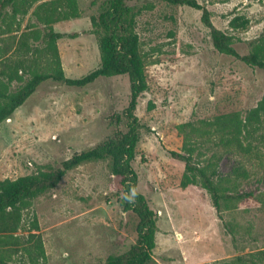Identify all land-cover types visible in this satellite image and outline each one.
Wrapping results in <instances>:
<instances>
[{"label":"rangeland","instance_id":"1","mask_svg":"<svg viewBox=\"0 0 264 264\" xmlns=\"http://www.w3.org/2000/svg\"><path fill=\"white\" fill-rule=\"evenodd\" d=\"M49 1L24 15L14 16L11 6L0 10V82L10 92L51 66L50 30L62 35L56 46L68 78L101 66L92 22L113 0H77V17L45 24L36 12ZM197 2L217 29L235 37L239 54L264 47V0ZM125 5L134 11L148 84L135 112L141 127L131 164L136 191L157 219L149 264H264V115L248 119L264 99V70L219 53L202 10L167 0ZM236 17L248 25L233 28ZM130 99L127 75L85 87L43 82L0 127V182L55 171L118 139L128 130ZM235 117L238 133L220 130L218 122ZM185 141L193 162L215 171V183L232 197L221 201V218L204 188L182 185L185 164L170 151L185 154ZM123 190L109 159L67 171L56 187L0 219L5 264H106L128 252L139 218L124 210ZM39 240L42 249L35 250Z\"/></svg>","mask_w":264,"mask_h":264},{"label":"trees","instance_id":"2","mask_svg":"<svg viewBox=\"0 0 264 264\" xmlns=\"http://www.w3.org/2000/svg\"><path fill=\"white\" fill-rule=\"evenodd\" d=\"M41 0H0V10L11 6L13 15L27 14L32 6ZM169 3L179 6H189L202 10V22L209 28L214 48L221 54L232 56L250 67L264 70V47L258 46L247 55H241L234 48L235 37L217 29L211 22V13L200 5L197 0H167ZM4 14L0 11V18ZM36 16L45 24L78 16L77 0H54L41 3ZM134 11L125 5V0H113L110 6L93 18V33L98 37L101 66L80 79L68 78L62 67L60 55L56 46L57 40L62 38L60 33L50 30L46 33L51 53V66L41 72H34L31 78L16 92H10L6 85L0 82V127L15 111L22 106L36 91L40 84L46 81H54L70 87H85L92 84L100 77H115L127 75L130 80L131 99L125 110L127 119V132L114 141H108L96 148L75 155L63 163V167L51 172H40L37 175L24 176L16 180L0 182V219L20 205L48 192L56 187L67 171L85 162L109 159L111 170L120 179L123 186L121 204L125 211H134L138 218V238L131 249L115 257H110L106 264H149L152 261V252L155 248V234L157 232V219L155 212L149 207L145 197L136 191L138 176L132 167L135 158V147L138 141V131L141 127L135 114L138 100L148 89L146 68L140 53L139 37L134 32ZM248 19L234 18L230 25L233 28H245ZM9 81L13 77L4 73ZM16 78H19L16 76ZM18 80V79H16ZM20 80V78H19ZM264 115V99L259 106L252 110L249 120H256ZM220 130H230L238 133L241 123L237 117L220 121ZM186 153L170 151L173 158L185 164V175L182 180L184 187L194 184L200 185L211 196L213 206L220 218L221 201L232 198L222 193L220 185L216 184L214 177L216 172L209 173L205 167L193 162V147L185 141ZM240 170V169H239ZM3 224L0 223V226ZM7 228L4 226L3 229ZM2 229V227H0ZM1 236V235H0ZM0 237V245L4 246ZM42 249L39 240L35 250ZM0 264H5L4 257L0 255Z\"/></svg>","mask_w":264,"mask_h":264}]
</instances>
